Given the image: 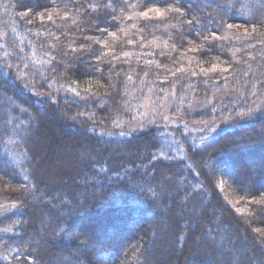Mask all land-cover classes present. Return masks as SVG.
Returning a JSON list of instances; mask_svg holds the SVG:
<instances>
[{"label": "trees", "instance_id": "16d2710c", "mask_svg": "<svg viewBox=\"0 0 264 264\" xmlns=\"http://www.w3.org/2000/svg\"><path fill=\"white\" fill-rule=\"evenodd\" d=\"M228 90L244 95L192 119L219 128L199 141L96 131ZM263 92L264 0H0V264H154L167 247L160 264H264ZM53 117L87 153L49 181L34 137Z\"/></svg>", "mask_w": 264, "mask_h": 264}, {"label": "rangeland", "instance_id": "374dc122", "mask_svg": "<svg viewBox=\"0 0 264 264\" xmlns=\"http://www.w3.org/2000/svg\"><path fill=\"white\" fill-rule=\"evenodd\" d=\"M24 91L30 93L33 97L37 98L40 101H51L56 102L61 98L73 100L71 97L72 93L70 92H48L42 93L37 89H34L30 86L27 87L23 86ZM243 91L240 92H224L223 94L215 95L213 97H209L210 100L208 101H197L191 107V112L189 118L183 117H174L172 115V109L175 103V95H170L164 102L161 107L160 112L154 110L150 103L146 106V115L145 118L133 125L127 126L125 129H121L119 131H113L112 133L107 128L102 126L96 129L97 133L101 134V137L105 139V137L111 139L113 137L119 138H128L137 134H143L144 132H148L151 128L157 129H164L168 132L170 139L173 141H177L176 138H181L185 135L184 138L189 137L194 139L195 141L201 140L208 135L215 136L219 132V128L209 126V127H202L200 125L195 124L192 119L194 117L202 115L206 109L216 107L220 108L223 103L227 99L235 100V99H242ZM54 114H57L54 112ZM54 114L51 113L50 117ZM264 114V92L257 97L256 103L251 110V115H261ZM246 118H250L249 116ZM49 118H45L42 121V125H47L49 123ZM70 124L65 125L63 122L54 123L53 126L45 130V127L38 130L36 137H34L36 145H35V163H37V170L41 172V175L46 178V180L54 181L58 179H65L67 178L66 173L68 171H73L74 163H79V157L84 156L87 153L85 149H76V138L75 135L72 133V126ZM69 127V131L66 129ZM94 129L92 131H94ZM71 130V131H70ZM173 130L176 132L174 133ZM118 132V133H117ZM172 132V133H171ZM51 133V135L49 134ZM181 134V137L177 136L176 134ZM183 138V139H184ZM181 139V140H183ZM179 142V141H178ZM176 142L177 146L181 144ZM234 204L239 202L238 199H231ZM18 210L15 209L11 212H17ZM9 213V212H8ZM3 214V213H2ZM42 226H45L43 223ZM156 240V239H154ZM155 243V241H153ZM154 243H151L148 250H152L154 247ZM171 246H174L173 242H171ZM172 247H167L162 251V256L160 259V263L164 261L165 263L168 262L167 259L171 254ZM154 263V264H160Z\"/></svg>", "mask_w": 264, "mask_h": 264}, {"label": "snow or ice", "instance_id": "6c2138e0", "mask_svg": "<svg viewBox=\"0 0 264 264\" xmlns=\"http://www.w3.org/2000/svg\"><path fill=\"white\" fill-rule=\"evenodd\" d=\"M149 11H156V12L159 14V10H158V9H150ZM177 11H178V9H177ZM143 15H144L145 17H147V16H148V13L145 12V13H143ZM48 18H49V19H52L51 15H49Z\"/></svg>", "mask_w": 264, "mask_h": 264}, {"label": "bare ground", "instance_id": "6f19581e", "mask_svg": "<svg viewBox=\"0 0 264 264\" xmlns=\"http://www.w3.org/2000/svg\"><path fill=\"white\" fill-rule=\"evenodd\" d=\"M51 122H54V123L58 124L60 122V119L57 118V117H55V118L53 117Z\"/></svg>", "mask_w": 264, "mask_h": 264}]
</instances>
